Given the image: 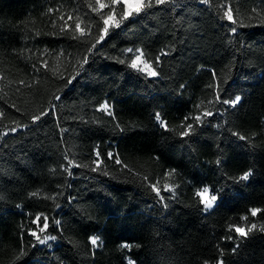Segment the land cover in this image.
Wrapping results in <instances>:
<instances>
[{
    "label": "trees",
    "instance_id": "trees-1",
    "mask_svg": "<svg viewBox=\"0 0 264 264\" xmlns=\"http://www.w3.org/2000/svg\"><path fill=\"white\" fill-rule=\"evenodd\" d=\"M103 2L0 0V264H264V0Z\"/></svg>",
    "mask_w": 264,
    "mask_h": 264
},
{
    "label": "rangeland",
    "instance_id": "rangeland-1",
    "mask_svg": "<svg viewBox=\"0 0 264 264\" xmlns=\"http://www.w3.org/2000/svg\"><path fill=\"white\" fill-rule=\"evenodd\" d=\"M120 1H122V0H113L114 6L121 3ZM134 1H136V0H133V2ZM139 1L140 2L142 1V5H143L144 0H139ZM158 1H169V0H158ZM104 5L105 4H104L103 0H100V7L103 8ZM142 5H141V8H142ZM125 9L126 8L124 6L125 17L128 18V17L132 16L133 12H130L129 7H128L129 11L128 10L126 11ZM134 10H139V9L137 8ZM116 25H117V22L115 21L113 15H110L105 21L104 34L106 32H108L110 29L114 28ZM132 53L134 55V59L132 62V68H134L135 70L145 74L146 76H148L150 78H154L156 76V73H155L153 67L144 60L142 54L139 51H135ZM100 110H102L104 112H108V107L106 105H104L100 108ZM155 189L157 190V188H155ZM164 189L171 191V188H170V186H168V184H164ZM198 196L200 197V199L204 205V208L206 210H211L215 206L216 201H217L216 195L213 194L208 188H204V189L200 190L198 192ZM236 232L239 235H245V230H243V229H237ZM91 243H92V245L95 246L97 244V239L92 238Z\"/></svg>",
    "mask_w": 264,
    "mask_h": 264
},
{
    "label": "crops",
    "instance_id": "crops-1",
    "mask_svg": "<svg viewBox=\"0 0 264 264\" xmlns=\"http://www.w3.org/2000/svg\"><path fill=\"white\" fill-rule=\"evenodd\" d=\"M124 6H125V10H128V7L130 9V12L133 13H137L140 11L141 5H142V1L140 2L139 0H136L133 2V0H122L120 1ZM139 9V10H134V9ZM129 11V10H128Z\"/></svg>",
    "mask_w": 264,
    "mask_h": 264
}]
</instances>
